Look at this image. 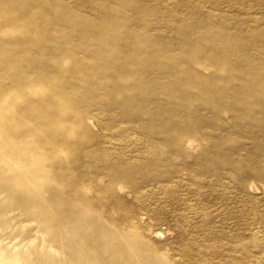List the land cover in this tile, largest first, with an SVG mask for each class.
Wrapping results in <instances>:
<instances>
[{
    "label": "rangeland",
    "instance_id": "374dc122",
    "mask_svg": "<svg viewBox=\"0 0 264 264\" xmlns=\"http://www.w3.org/2000/svg\"><path fill=\"white\" fill-rule=\"evenodd\" d=\"M0 264H264V0H0Z\"/></svg>",
    "mask_w": 264,
    "mask_h": 264
},
{
    "label": "bare ground",
    "instance_id": "6f19581e",
    "mask_svg": "<svg viewBox=\"0 0 264 264\" xmlns=\"http://www.w3.org/2000/svg\"><path fill=\"white\" fill-rule=\"evenodd\" d=\"M8 143V142H7ZM11 145V144H10ZM9 146V145H8ZM3 148V147H2ZM24 162V161H23ZM12 195V194H11ZM47 227H49V226H47Z\"/></svg>",
    "mask_w": 264,
    "mask_h": 264
}]
</instances>
